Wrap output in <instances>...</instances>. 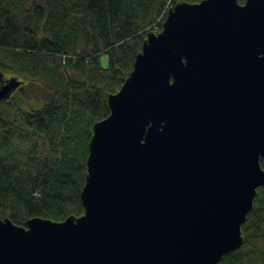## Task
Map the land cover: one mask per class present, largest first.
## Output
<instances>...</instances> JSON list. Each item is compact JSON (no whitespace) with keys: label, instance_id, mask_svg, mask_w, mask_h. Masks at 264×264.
Masks as SVG:
<instances>
[{"label":"water","instance_id":"obj_1","mask_svg":"<svg viewBox=\"0 0 264 264\" xmlns=\"http://www.w3.org/2000/svg\"><path fill=\"white\" fill-rule=\"evenodd\" d=\"M23 82L0 70V103ZM88 142L83 213L0 219V264H219L264 185V0L178 1Z\"/></svg>","mask_w":264,"mask_h":264},{"label":"trees","instance_id":"obj_2","mask_svg":"<svg viewBox=\"0 0 264 264\" xmlns=\"http://www.w3.org/2000/svg\"><path fill=\"white\" fill-rule=\"evenodd\" d=\"M178 1L201 0H0V70L23 82L0 103V219L83 213L92 126ZM241 230L219 264H264V185Z\"/></svg>","mask_w":264,"mask_h":264},{"label":"rangeland","instance_id":"obj_3","mask_svg":"<svg viewBox=\"0 0 264 264\" xmlns=\"http://www.w3.org/2000/svg\"><path fill=\"white\" fill-rule=\"evenodd\" d=\"M99 62L102 67H107L109 65V57L106 53H102L99 57ZM9 74H5V77H9ZM45 88L41 89L42 93H45Z\"/></svg>","mask_w":264,"mask_h":264}]
</instances>
